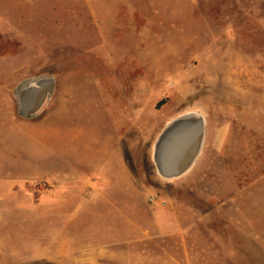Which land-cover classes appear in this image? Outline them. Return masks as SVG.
<instances>
[{"label": "rangeland", "instance_id": "rangeland-1", "mask_svg": "<svg viewBox=\"0 0 264 264\" xmlns=\"http://www.w3.org/2000/svg\"><path fill=\"white\" fill-rule=\"evenodd\" d=\"M39 75L56 92L24 120L13 90ZM56 109L64 128H32ZM187 111L205 143L165 182L152 147ZM116 157L134 196H86ZM90 203L177 224L185 264H264V0H0V264H48L49 237L95 235Z\"/></svg>", "mask_w": 264, "mask_h": 264}, {"label": "crops", "instance_id": "crops-1", "mask_svg": "<svg viewBox=\"0 0 264 264\" xmlns=\"http://www.w3.org/2000/svg\"><path fill=\"white\" fill-rule=\"evenodd\" d=\"M64 109L52 111L42 124H33L32 128H64ZM111 142H102L101 149H107ZM84 148L92 149V144ZM112 159V160H111ZM103 159V170L90 178L85 187L86 196H117L128 192L134 196L135 187L125 165L119 157ZM88 164V163H86ZM131 191V192H130ZM86 211L92 220L95 235H81L79 238L67 236L63 239L51 236L46 248H38V260L48 264H185L184 257L190 262V255H184V248L174 237L178 232L177 224L155 221L144 222L136 219L132 208L125 210L118 206L101 209L98 203L88 204ZM102 213L107 214L102 216ZM80 221L79 226H86ZM175 234V236H173ZM171 235V236H170ZM172 244V245H171ZM169 245L174 246L172 249ZM43 252V253H42ZM42 253V254H40ZM46 258V261H44Z\"/></svg>", "mask_w": 264, "mask_h": 264}, {"label": "water", "instance_id": "water-1", "mask_svg": "<svg viewBox=\"0 0 264 264\" xmlns=\"http://www.w3.org/2000/svg\"><path fill=\"white\" fill-rule=\"evenodd\" d=\"M55 92L53 76L39 75L22 80L13 90L18 116L24 120L35 119L45 103L52 101ZM206 128L205 117L198 111L184 112L168 122L152 147L156 176L165 182L186 176L201 154Z\"/></svg>", "mask_w": 264, "mask_h": 264}, {"label": "trees", "instance_id": "trees-1", "mask_svg": "<svg viewBox=\"0 0 264 264\" xmlns=\"http://www.w3.org/2000/svg\"><path fill=\"white\" fill-rule=\"evenodd\" d=\"M165 103V101L162 102V104Z\"/></svg>", "mask_w": 264, "mask_h": 264}]
</instances>
